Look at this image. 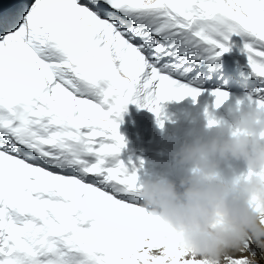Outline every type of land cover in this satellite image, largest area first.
<instances>
[{
  "label": "snow or ice",
  "instance_id": "1",
  "mask_svg": "<svg viewBox=\"0 0 264 264\" xmlns=\"http://www.w3.org/2000/svg\"><path fill=\"white\" fill-rule=\"evenodd\" d=\"M17 2L0 11V264H207L154 234L118 121L129 103L159 116L195 99L197 69L236 44L264 77V0Z\"/></svg>",
  "mask_w": 264,
  "mask_h": 264
},
{
  "label": "clouds",
  "instance_id": "2",
  "mask_svg": "<svg viewBox=\"0 0 264 264\" xmlns=\"http://www.w3.org/2000/svg\"><path fill=\"white\" fill-rule=\"evenodd\" d=\"M214 126V125H210ZM264 108L238 109L226 129L215 127L207 138L194 136L173 153L175 166L185 175L171 179L154 174L140 183L141 206L157 220L155 235L161 241L199 256L207 264H220L227 251L264 255ZM225 161L242 162L245 171L231 180L221 178ZM251 170V175H246ZM249 242L250 248L244 247Z\"/></svg>",
  "mask_w": 264,
  "mask_h": 264
},
{
  "label": "bare ground",
  "instance_id": "3",
  "mask_svg": "<svg viewBox=\"0 0 264 264\" xmlns=\"http://www.w3.org/2000/svg\"><path fill=\"white\" fill-rule=\"evenodd\" d=\"M241 45L236 44L231 47L228 52L220 55L213 63L211 64H203L197 69L198 75L201 77V82L199 85L206 86V91L212 95L215 90H221L228 93L227 99L219 106L216 107V110L207 111V107H205L206 114L204 115V121L209 124L210 120H214L216 123L214 127H210L209 129H204L203 126L197 127H189L186 125H180L177 130L174 131L172 137L178 142L180 145L183 142H190L194 136H201L207 138L214 131L215 127L223 126L226 129L232 124L233 118L238 109H243L248 105L247 100L251 97L253 100L257 99V96H251L250 92L246 89H242L237 82L238 85H232L230 81L231 78H237L238 81H245V84H253L254 86H259L261 89L260 95H264V77H259L251 73L250 68L247 65V58L240 51ZM221 64L222 69L217 68L216 66ZM220 73L219 77V85H214L213 90L209 89V85L212 81V78L216 76V74ZM258 89V88H257ZM214 97L215 101V96ZM176 99H170L167 101H171ZM239 102V104H238ZM143 108V107H141ZM223 109L224 111H221ZM169 109H167V112ZM151 112L150 114H152ZM127 115H133L130 112L123 111L121 113L120 120L118 121L120 131H127L130 127H136L140 124L138 121V117H133L129 120L127 119L126 123L124 120ZM227 116V117H223ZM145 116V115H143ZM167 117V114H166ZM159 123V121H156ZM227 124V125H226ZM229 125V126H228ZM126 133V132H125ZM126 136L123 138V141H128V145L126 147L127 154L120 155L122 157H134L135 154V142L131 141V136L125 134ZM159 159L164 160L165 162H159V173L161 175H166L171 179H178L179 176L185 175V170L179 168L174 165L173 159L167 155L166 157L159 155ZM138 171L139 169L133 168L132 171ZM245 171V167L242 162L238 161H225L221 165V176H224L227 179H232L234 176L240 175ZM150 176L149 173L144 171L141 177L138 178V183H140L144 178Z\"/></svg>",
  "mask_w": 264,
  "mask_h": 264
},
{
  "label": "rangeland",
  "instance_id": "4",
  "mask_svg": "<svg viewBox=\"0 0 264 264\" xmlns=\"http://www.w3.org/2000/svg\"><path fill=\"white\" fill-rule=\"evenodd\" d=\"M250 84H251V83H250ZM252 86H254V85H252ZM221 178H222V179H225V180H229V179L225 178L224 176H221ZM257 259H261V258L258 257Z\"/></svg>",
  "mask_w": 264,
  "mask_h": 264
}]
</instances>
